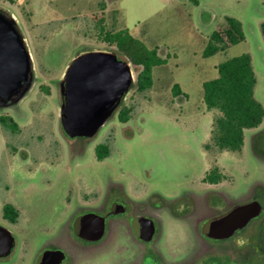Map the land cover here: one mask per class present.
I'll return each mask as SVG.
<instances>
[{
	"label": "rangeland",
	"instance_id": "rangeland-1",
	"mask_svg": "<svg viewBox=\"0 0 264 264\" xmlns=\"http://www.w3.org/2000/svg\"><path fill=\"white\" fill-rule=\"evenodd\" d=\"M124 1L0 0V9L15 18L24 37L34 74L27 94L12 107L0 108V225L15 239L12 252L0 258V264H33L40 248L60 236L75 213L89 207L105 202L110 208V203L125 200L130 211L142 209L148 200L158 203L200 192L207 187L202 178L212 165L222 175L217 188L236 200L257 197L264 211V150L259 145L264 118L258 127L245 130L240 151L206 150L213 112L204 107L201 87L192 86L206 39L232 15L241 20L245 39L206 60L219 63L249 53L256 75L254 95L264 106V41L259 28L264 0H151L160 18L143 26L128 25L143 46L162 50L165 61L154 68L152 87L143 91L135 85L142 67L105 39L110 28L102 24V16L92 15L96 27L90 35L88 26L79 25L105 6L120 22ZM208 1L215 5L213 10ZM131 2L135 6L136 0ZM88 50L113 51L129 62L134 82L93 137L69 138L60 123L59 83L72 60ZM174 82L184 93L172 94ZM127 107L131 115L122 122L118 113ZM10 118L20 126L18 132ZM100 143L108 149L102 159L95 150ZM254 143L259 145L256 152ZM4 203L17 208L14 223L4 218ZM211 204L222 205L214 198ZM126 215L113 220L119 228L110 238L109 252L80 264H117L125 257L131 246L122 227ZM162 217L160 247L178 252L192 245L189 225L167 213ZM119 247L123 252L116 251ZM252 262L264 264V258L252 256Z\"/></svg>",
	"mask_w": 264,
	"mask_h": 264
},
{
	"label": "flooded vegetation",
	"instance_id": "flooded-vegetation-1",
	"mask_svg": "<svg viewBox=\"0 0 264 264\" xmlns=\"http://www.w3.org/2000/svg\"><path fill=\"white\" fill-rule=\"evenodd\" d=\"M10 121L14 122L12 118ZM15 125L18 132L19 126L17 123ZM262 138L260 145L264 150ZM204 177L202 183L207 187L202 188L200 192H187L172 200L159 199L158 203L148 200L144 202L142 209L132 208L128 211L129 206L124 200L110 203V208L104 202L101 205L89 207L81 213L78 211L72 216L71 224L63 233H60V236L40 248L33 264H37V259L41 256L40 264H80L92 261L103 251L109 252L110 238L119 228L114 225L113 220H117L119 216L122 218L121 215L125 213L127 214L124 218L126 223L122 227L130 238L131 246L125 250V257L117 264H256L252 262V256L264 258V219L261 218L264 211L251 218L244 227L224 238L209 237L204 233L203 225L209 219L225 213L240 203L252 200L260 202V200L254 196L232 199L222 188H217L220 179ZM213 198L222 204L221 207L211 204ZM226 199L227 205H225ZM87 213H96L104 217L103 234L97 240L88 239L94 235L92 226L74 225V221L79 216ZM163 213H167L175 221L190 226L193 235L192 245H185L184 249L178 252H170L164 244L163 248L159 246L164 230ZM140 217L153 220L154 232L149 240L143 238V225L138 224L137 219ZM134 219H137L136 224H132ZM249 229L252 232L251 235L242 236ZM116 251L123 252V248L119 247Z\"/></svg>",
	"mask_w": 264,
	"mask_h": 264
},
{
	"label": "water",
	"instance_id": "water-1",
	"mask_svg": "<svg viewBox=\"0 0 264 264\" xmlns=\"http://www.w3.org/2000/svg\"><path fill=\"white\" fill-rule=\"evenodd\" d=\"M134 82L129 62L113 51L88 50L76 56L61 79L60 123L70 138H90L119 106ZM34 83L31 55L15 18L0 9V108L17 104ZM264 146V136L262 138ZM258 200L240 203L225 213L209 219L203 231L212 238H224L244 227L258 216ZM143 225L145 240L154 232L153 220L137 218ZM132 224H136V220ZM140 222V223H139ZM104 217L96 213L79 216L76 226H92L97 240L104 230ZM15 246L12 233L0 225V257L9 255ZM41 257L37 259L40 264Z\"/></svg>",
	"mask_w": 264,
	"mask_h": 264
},
{
	"label": "trees",
	"instance_id": "trees-1",
	"mask_svg": "<svg viewBox=\"0 0 264 264\" xmlns=\"http://www.w3.org/2000/svg\"><path fill=\"white\" fill-rule=\"evenodd\" d=\"M259 28L264 41V20L259 24ZM105 39L124 51L133 64L142 67L136 77V88L139 91L151 88L153 67L165 63L158 56L157 49L146 48L126 29L106 32ZM244 39L241 22L234 17L225 16V26L217 27L209 35L202 55H214ZM255 84L256 75L249 53H241L218 63L217 76L202 83L203 104L208 111L213 112L209 142L204 145L206 150L213 147L218 151H240L244 145L245 130L256 128L262 123L264 106L255 98ZM171 92L174 96L181 94L177 83H173ZM130 111V107L120 109V121H127ZM11 125L16 128L14 122H11ZM259 145L254 143V152L259 149ZM260 147L262 148L261 145ZM95 150L99 159L108 155L107 144H97ZM204 178L218 180L222 175L217 172L216 166H213ZM18 215V210L13 205H3L5 219L14 223Z\"/></svg>",
	"mask_w": 264,
	"mask_h": 264
},
{
	"label": "crops",
	"instance_id": "crops-1",
	"mask_svg": "<svg viewBox=\"0 0 264 264\" xmlns=\"http://www.w3.org/2000/svg\"><path fill=\"white\" fill-rule=\"evenodd\" d=\"M151 2H152L151 0H136V4H135V6H133L131 0H125L124 1V5L121 7L120 22H118L117 20H114V18L111 17L108 14L110 12V10H109V8L107 6H105L102 9H98L94 13H91V16L93 14H98V15L102 16V19H103L102 24L105 27L108 26L110 28L109 30H107V32H115V31H118V30L126 29L132 35V33H131V31H130V29L128 27L129 24L134 22V26H138V25L139 26L140 25L143 26L145 24H148V22H152L156 18H160L158 10H154L153 9L154 6L152 5ZM207 5L208 6H212V8L207 7L209 9H211V10H213L214 7H215V5H213L212 1H208ZM131 8H134L135 12H133ZM229 16H232V15H229ZM232 17H234V16H232ZM236 19H238V18H236ZM262 21H260V23ZM79 25L88 26V28H89L88 29V33H87L88 35H90L92 33V30H95V27H96L93 16H92V18L87 17L86 21H81ZM207 39H206L205 45L207 43ZM205 45H204V47H205ZM204 47L202 48V52L204 50ZM230 47H232V46H230ZM155 48L157 49L158 56L163 58L160 55V53H162V50L158 49V47H155ZM229 48H227V49H229ZM202 52H201L202 60L199 62V68L197 69V74H198L197 75V79H195V81H192V86L193 87L194 86H196V87L200 86L201 89H202V83L205 80H208V79H211V78H214V77L217 76V74L215 75V73H217V65H218V63L215 62V61L210 62L209 60H206V59L208 57H212V56L216 55L217 53H219V52H217L214 55H211V56H208V57H203ZM230 57H232V56H230ZM252 61H253V59H252ZM161 65H164V64H161ZM252 65H253V63H252ZM158 66H160V65H157V66L153 67L152 75H154V68L158 67ZM208 73L213 74L212 77L208 78V79L204 78V77L208 76ZM174 83H177L179 85V87H180V90L184 93V91L182 90V87L180 86V84L178 82H174ZM254 94H255V88H254ZM201 99H202V95H201ZM209 112H211V111H209ZM130 115H131V113H130ZM211 120H212V117H211ZM244 144H245V134H244ZM212 167H213V165H212ZM212 167H210V169ZM209 170H207V171H209Z\"/></svg>",
	"mask_w": 264,
	"mask_h": 264
}]
</instances>
